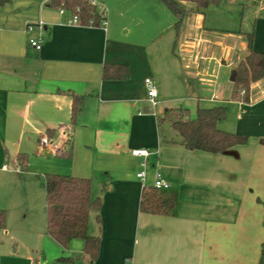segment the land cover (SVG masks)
<instances>
[{"label":"crops","instance_id":"0c3cea01","mask_svg":"<svg viewBox=\"0 0 264 264\" xmlns=\"http://www.w3.org/2000/svg\"><path fill=\"white\" fill-rule=\"evenodd\" d=\"M94 1L106 27L70 25L52 0L0 3V208H9L14 182L7 162L37 142L41 153L63 148L68 134L59 127L71 119L73 95L81 96L71 157H58L63 163L45 175L91 179L102 200L101 220L93 212L88 224L89 235L101 238L98 257L90 262L82 240L64 249L45 233L42 249L23 248L7 211L0 264H264V80L251 85L249 102L236 100L232 81L249 54L247 34L264 53V0H213L203 11L183 2L178 31L158 0ZM106 63L126 65L128 79L104 80ZM147 78L158 87L157 107ZM218 106L226 109L218 128L247 136L245 145L189 150L161 121L170 109L194 117ZM48 130H58L50 141ZM140 148L152 152L145 168L131 154ZM157 174L177 194L175 216L140 209Z\"/></svg>","mask_w":264,"mask_h":264},{"label":"trees","instance_id":"16d2710c","mask_svg":"<svg viewBox=\"0 0 264 264\" xmlns=\"http://www.w3.org/2000/svg\"><path fill=\"white\" fill-rule=\"evenodd\" d=\"M175 17L174 28L178 31L184 15L183 2H191L196 5L198 11L206 9L213 0H161ZM2 5L8 0H0ZM52 5L58 9H65L71 16L78 10L80 23L84 26H100L102 16L90 0H52ZM254 34H247L249 54L242 61L234 77L233 96L250 101L251 85L259 80H264V53L253 49ZM104 80H125L129 77V69L126 65L106 63L103 67ZM241 90L245 94L241 97ZM84 98L73 95L71 107V119L62 124L59 130L68 134L63 148L56 150L59 158L70 159L72 147V129L83 108ZM226 116L225 107L218 106L210 109H199L194 117H190L188 110L175 108L167 110L161 121L171 122L173 130L181 144L189 150L203 151L212 154L225 152L235 146L245 145L248 137L222 131L218 123ZM58 130H48L47 138L52 140ZM21 170L27 166V157L19 154L17 157ZM44 187L46 190V218L47 233L61 247L69 248L73 240H82L83 253L89 257L90 262L97 259L100 248V237L91 236L88 233V224L91 213L98 214L102 207L101 198L92 195V181L90 178L76 177L63 174H46ZM143 213L152 215L175 216L177 210V194L168 189H157L154 186L144 189L140 204ZM101 220V219H100ZM7 224V211L0 208V229H5ZM264 254V248H263ZM59 261L70 262L72 258H61Z\"/></svg>","mask_w":264,"mask_h":264},{"label":"rangeland","instance_id":"374dc122","mask_svg":"<svg viewBox=\"0 0 264 264\" xmlns=\"http://www.w3.org/2000/svg\"><path fill=\"white\" fill-rule=\"evenodd\" d=\"M158 6L167 10L161 0H158ZM236 100L239 101V99ZM166 123L170 125L169 121ZM24 155L28 160L24 170H21L18 165L17 158L15 161L7 162L8 169H12L10 172L14 174V182L10 187L11 199L7 209L8 222L12 227V239L17 240L23 248L35 246L42 249L47 240L42 234L48 235L45 173L63 162L51 150L48 153L45 151L41 153L38 142ZM93 217L94 214H91L92 221Z\"/></svg>","mask_w":264,"mask_h":264},{"label":"built area","instance_id":"2783aa9c","mask_svg":"<svg viewBox=\"0 0 264 264\" xmlns=\"http://www.w3.org/2000/svg\"><path fill=\"white\" fill-rule=\"evenodd\" d=\"M90 3L99 10V12L102 16V23L100 26L106 27L107 23H106V19H105V11H104L102 5L95 2L94 0H90ZM59 11H60V14L66 13L65 9H63V8H61ZM77 13H78V10H76L75 14L70 16V18L67 20L68 24H70V25H80L81 24ZM38 25H42V22H39ZM27 29L29 31H32L34 29V25H32V24L29 25ZM42 43H43L42 40H34L33 39L30 41V46L32 48H34L35 50L39 51L42 48ZM145 84H146V88H147L148 101L150 102V104L153 107H157L159 104V90H158L157 85L155 84V82L151 78H147L145 81ZM244 94H245V91L241 90L240 96L242 97ZM42 141L44 143H47L46 138H44ZM131 154L134 157L143 158L144 160L141 163V166H143L145 168L147 166V163H148L147 160L151 156L152 152L148 149L140 148V149L132 150ZM4 169H6V167H4ZM144 176H145L144 172H140L137 174V178H139V179H144ZM153 186L157 189H169L170 188V184L166 180H164L160 174H157Z\"/></svg>","mask_w":264,"mask_h":264},{"label":"water","instance_id":"95a60500","mask_svg":"<svg viewBox=\"0 0 264 264\" xmlns=\"http://www.w3.org/2000/svg\"><path fill=\"white\" fill-rule=\"evenodd\" d=\"M234 77H235V75L232 77V81H234Z\"/></svg>","mask_w":264,"mask_h":264}]
</instances>
